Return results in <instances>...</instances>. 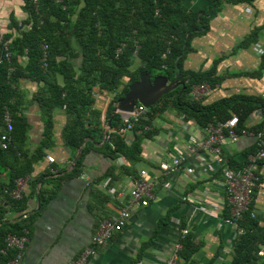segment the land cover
I'll list each match as a JSON object with an SVG mask.
<instances>
[{"label":"crops","instance_id":"1","mask_svg":"<svg viewBox=\"0 0 264 264\" xmlns=\"http://www.w3.org/2000/svg\"><path fill=\"white\" fill-rule=\"evenodd\" d=\"M186 3L194 11L208 8L207 0H186ZM23 6L24 0H0L1 34L9 32L12 16L19 22L26 20ZM193 46L194 52L185 62L187 71L208 72L219 61L218 83L200 100L204 106L238 96L264 97V71L261 78L246 76L264 66V0L223 4L208 32L196 38ZM78 50L80 48L76 45L78 56L71 58V62L75 73L81 75L83 57ZM139 66L138 62L134 69ZM153 75L154 78L161 76L159 73ZM58 81L63 84L64 78L58 76ZM127 83L125 80L123 85ZM19 87L23 100L18 115L29 124L25 150L33 154L45 140L44 116L36 100L45 84L22 79ZM118 94L94 90L92 111L100 116L102 136L94 132L79 148L83 149V155L89 143L94 145L85 155L79 176L67 177L82 158L81 155L73 169L79 150L75 152L68 148L64 138L71 118L66 109L55 110L53 137L45 149L46 157L35 165L31 177L22 180L29 213L23 217L17 213L8 215V220L16 223L39 213L32 231H25L23 235L28 236L29 242L17 264H74L85 249L92 246L101 222L117 215L124 204L103 187L104 176L112 168L117 171L113 187L126 196L134 186L133 179H140L141 171L147 172L148 180L160 182L149 206L138 208L124 230L105 247L98 248L89 264H167L178 245L183 249L181 237L184 230L200 247L190 264H230L238 228L227 223L231 214L223 169L230 167V160L243 167L250 155L257 151L258 135L262 134L264 139V126L262 131L255 132V128L264 124L263 113H253L244 129L249 135L235 143L226 140L222 155L218 157L203 149L190 153L188 147L192 140L201 144L208 135L194 120H187L173 108H168L155 115L148 127L154 135L142 144V161L133 164L124 157L114 161L99 151L109 136L117 133L115 117L125 123V117L115 112ZM119 134L131 147L141 133H124L121 129ZM181 156L186 162L177 174L170 177L173 187L166 190L160 166L171 164ZM48 157L55 162L50 163ZM220 159L225 163L221 164ZM53 178H62L60 188L41 212V189ZM8 182L9 173L0 174V184ZM49 188L55 187L49 185ZM184 198L188 201L184 202ZM252 210L264 226V195H255Z\"/></svg>","mask_w":264,"mask_h":264},{"label":"trees","instance_id":"2","mask_svg":"<svg viewBox=\"0 0 264 264\" xmlns=\"http://www.w3.org/2000/svg\"><path fill=\"white\" fill-rule=\"evenodd\" d=\"M252 1L207 0V9L194 11L188 8L186 0H38L37 3L24 0L26 20L19 22L12 16L9 32L2 34L5 40L0 47V57L4 59L0 65V174L9 173V182L0 184V264H10L19 254L18 250L8 249L9 236L22 237L25 231L31 232L39 216L37 213L16 223L8 220L10 213L21 214V217L29 213L26 195L17 200L12 194L18 182L31 177L35 165L46 157L45 149L53 137L55 110H67L71 123L64 132L65 143L76 152L94 132L102 136L100 116L92 111L95 89L110 94L122 90L116 98V102L121 101L129 94L130 87L140 81L143 72L159 73L173 83L178 68L179 82L185 91L182 93L183 87L178 88L149 110L150 113L134 126L133 132L141 133L135 143L131 147L126 144L119 134L126 125L116 116L117 133L109 136L99 149L114 161L124 157L133 164L142 161V144L154 135L145 129L152 125L155 115L168 108H173L187 120H194L202 129L225 124L237 116L238 133L246 128L253 113L261 111L264 115V97L238 96L208 107L192 97L196 86L208 84L211 88L216 87L219 61L208 72L187 71L185 68V62L194 52V40L208 32L220 7ZM31 24L33 27L29 31L25 27ZM43 43L49 46L47 68H43L42 63ZM76 45L83 57L81 75L75 73L71 62V58L78 56ZM6 53L11 54L10 60L5 59ZM138 62L140 66L135 70ZM263 71L264 66L246 76L261 78ZM58 76L64 78L63 84L58 81ZM22 79L45 84L42 94L36 98L44 116L45 140L33 154L25 150L28 121L18 115L22 109L23 97L19 87ZM125 80L128 83L123 85ZM7 113L11 115L13 131L9 134L11 143L4 150L1 137L7 132ZM263 126L256 127L255 132L262 131ZM93 148L94 145L89 143L77 168L67 177L82 173L85 155ZM229 162L231 168L240 167L235 160ZM116 175V169L112 168L103 180L112 178L115 181ZM61 179L53 178L41 189V212L56 195ZM49 185L55 188L51 189ZM238 225L242 234L234 243L230 264H264V257L260 256L264 247L261 220L247 213ZM182 244L179 260L182 264H190L200 247L190 236H186Z\"/></svg>","mask_w":264,"mask_h":264},{"label":"built area","instance_id":"3","mask_svg":"<svg viewBox=\"0 0 264 264\" xmlns=\"http://www.w3.org/2000/svg\"><path fill=\"white\" fill-rule=\"evenodd\" d=\"M38 0H35L37 3ZM33 25L25 27L27 30H32ZM4 36L0 34V47L3 46ZM5 49L8 50V45L5 44ZM49 46L46 43L42 44V51L44 53V58L42 60L43 68H47V57H48ZM121 52V50H119ZM6 60L11 59V54L6 53ZM4 62V59L0 57V65ZM212 88L208 84L199 85L194 87L192 92V97L200 101L202 97L208 94ZM148 110L143 106H139L136 111L125 117V129L124 133L131 132L134 130V126L141 122V120L148 115ZM5 123L7 126V132L1 137V147L7 150L10 143L11 137L9 134L13 131V123L10 113L5 116ZM239 124V118L233 116L225 124H218L217 126L211 125L205 129L207 133V140L203 143H198L196 140H192L191 145L188 147L190 153H195L197 150H207L218 157L222 155V145L226 140L231 142H237L241 137L249 135V131L243 130L242 132H237V127ZM147 127L145 131H148ZM50 163H54L55 160L52 157L47 158ZM184 156L175 159L171 164H162L160 170L164 178L165 183L163 187L166 190L172 189L173 185L170 182V177L177 174L185 163ZM220 163L224 164V160L220 159ZM224 175V186L226 190V197L228 201V206L230 208L231 218L227 220V223L238 228L237 234L241 235L242 230L239 228L238 222L241 221L247 213L251 214V217L256 219L258 215L252 210V204L254 202V197L256 194L264 195V139L263 135H258L257 151L250 155L247 163L240 168L226 167L223 169ZM112 178H108L104 183L103 187L114 197L121 199L124 204L119 210L118 214L109 218L104 219L101 224L97 235L93 239L92 246L85 249L78 260L74 264H89L91 257L95 256L98 248L105 247L110 240L116 235L121 233L132 215L140 207H148L150 201L154 198V189L160 181L148 180L147 172L141 171L140 179H133L134 186L126 194H121L116 188L112 187ZM25 193V183L20 180L17 184L16 190L13 192L12 197L14 199H22ZM125 197L128 199L125 200ZM184 202L188 201V198L183 199ZM205 211V209H202ZM189 232L184 230L182 233L181 241L188 236ZM29 242L28 236L15 237L9 236L7 239V247L10 250H18L19 254L16 259L10 264H17L22 259V252L26 248ZM181 245H178L175 249L174 255L168 261L167 264H182L179 260V252L181 251ZM260 256L264 257V247L260 251Z\"/></svg>","mask_w":264,"mask_h":264},{"label":"water","instance_id":"4","mask_svg":"<svg viewBox=\"0 0 264 264\" xmlns=\"http://www.w3.org/2000/svg\"><path fill=\"white\" fill-rule=\"evenodd\" d=\"M180 74L177 68L176 80L170 84L166 77L160 76L154 78L153 73L143 72L140 76V81L130 87L129 94L121 101L117 103L115 112L122 117H128L132 115L139 106H143L147 110L155 108L161 103L164 97L176 91L178 88L183 87L182 93L185 91V87L179 82ZM83 149L79 150L76 159L73 162V169L76 168Z\"/></svg>","mask_w":264,"mask_h":264}]
</instances>
